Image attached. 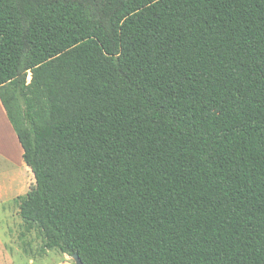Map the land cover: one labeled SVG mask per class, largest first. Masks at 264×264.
<instances>
[{
  "label": "trees",
  "instance_id": "16d2710c",
  "mask_svg": "<svg viewBox=\"0 0 264 264\" xmlns=\"http://www.w3.org/2000/svg\"><path fill=\"white\" fill-rule=\"evenodd\" d=\"M0 102L44 249L264 264V0H0Z\"/></svg>",
  "mask_w": 264,
  "mask_h": 264
},
{
  "label": "crops",
  "instance_id": "0c3cea01",
  "mask_svg": "<svg viewBox=\"0 0 264 264\" xmlns=\"http://www.w3.org/2000/svg\"><path fill=\"white\" fill-rule=\"evenodd\" d=\"M22 154L17 135L0 102V264H73L71 258L58 249H44L40 229L20 215L21 204L35 184L33 172ZM32 231H36L41 240L37 255H33L29 238Z\"/></svg>",
  "mask_w": 264,
  "mask_h": 264
},
{
  "label": "rangeland",
  "instance_id": "374dc122",
  "mask_svg": "<svg viewBox=\"0 0 264 264\" xmlns=\"http://www.w3.org/2000/svg\"><path fill=\"white\" fill-rule=\"evenodd\" d=\"M29 79L30 78L27 77V81H29ZM29 238L31 240V244H32L33 250L35 252L33 255H37V249H38L40 242H41L40 237L36 231H32L30 233ZM21 243H23V242H21ZM21 243H20V246L23 248V245Z\"/></svg>",
  "mask_w": 264,
  "mask_h": 264
},
{
  "label": "water",
  "instance_id": "95a60500",
  "mask_svg": "<svg viewBox=\"0 0 264 264\" xmlns=\"http://www.w3.org/2000/svg\"><path fill=\"white\" fill-rule=\"evenodd\" d=\"M70 258L74 264H84L77 253H74L73 255H71Z\"/></svg>",
  "mask_w": 264,
  "mask_h": 264
},
{
  "label": "bare ground",
  "instance_id": "6f19581e",
  "mask_svg": "<svg viewBox=\"0 0 264 264\" xmlns=\"http://www.w3.org/2000/svg\"><path fill=\"white\" fill-rule=\"evenodd\" d=\"M29 78V77H28Z\"/></svg>",
  "mask_w": 264,
  "mask_h": 264
}]
</instances>
